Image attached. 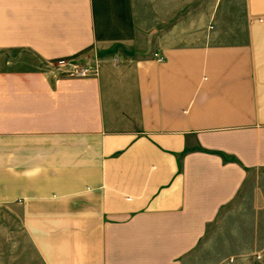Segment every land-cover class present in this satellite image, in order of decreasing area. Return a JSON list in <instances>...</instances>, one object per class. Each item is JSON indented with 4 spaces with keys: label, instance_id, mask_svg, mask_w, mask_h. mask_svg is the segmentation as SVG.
<instances>
[{
    "label": "crops",
    "instance_id": "obj_1",
    "mask_svg": "<svg viewBox=\"0 0 264 264\" xmlns=\"http://www.w3.org/2000/svg\"><path fill=\"white\" fill-rule=\"evenodd\" d=\"M253 254L264 0H0V264Z\"/></svg>",
    "mask_w": 264,
    "mask_h": 264
},
{
    "label": "built area",
    "instance_id": "obj_2",
    "mask_svg": "<svg viewBox=\"0 0 264 264\" xmlns=\"http://www.w3.org/2000/svg\"><path fill=\"white\" fill-rule=\"evenodd\" d=\"M156 55V54H155ZM118 58L112 57L111 62L116 64ZM61 68L60 71L62 74L70 77H94L98 74V65L100 62V58H96L91 63H85L82 65L77 64H69L67 60H58L56 61Z\"/></svg>",
    "mask_w": 264,
    "mask_h": 264
},
{
    "label": "rangeland",
    "instance_id": "obj_3",
    "mask_svg": "<svg viewBox=\"0 0 264 264\" xmlns=\"http://www.w3.org/2000/svg\"><path fill=\"white\" fill-rule=\"evenodd\" d=\"M27 58L31 61L32 66L40 62L39 60L35 59L34 56L28 55ZM46 65L48 68H51L61 73L60 71L61 68L59 67V64L57 62L48 63ZM252 256L254 257V260L252 261H254L256 264H264V256L259 257L258 255L255 254H253Z\"/></svg>",
    "mask_w": 264,
    "mask_h": 264
}]
</instances>
